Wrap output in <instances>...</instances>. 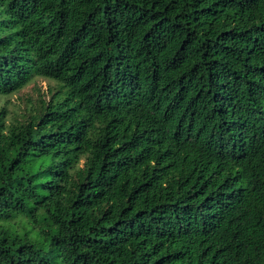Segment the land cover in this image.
<instances>
[{
    "label": "trees",
    "instance_id": "1",
    "mask_svg": "<svg viewBox=\"0 0 264 264\" xmlns=\"http://www.w3.org/2000/svg\"><path fill=\"white\" fill-rule=\"evenodd\" d=\"M0 264H264V0H0Z\"/></svg>",
    "mask_w": 264,
    "mask_h": 264
},
{
    "label": "rangeland",
    "instance_id": "2",
    "mask_svg": "<svg viewBox=\"0 0 264 264\" xmlns=\"http://www.w3.org/2000/svg\"><path fill=\"white\" fill-rule=\"evenodd\" d=\"M51 84L53 83L36 79L20 93L9 97H0V105H5L10 112L11 119L9 121L23 119L22 115L27 112L31 104L47 98L48 88Z\"/></svg>",
    "mask_w": 264,
    "mask_h": 264
}]
</instances>
